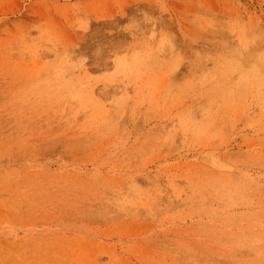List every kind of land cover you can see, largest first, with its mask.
Wrapping results in <instances>:
<instances>
[{
  "label": "rangeland",
  "instance_id": "1",
  "mask_svg": "<svg viewBox=\"0 0 264 264\" xmlns=\"http://www.w3.org/2000/svg\"><path fill=\"white\" fill-rule=\"evenodd\" d=\"M0 264H264V0H0Z\"/></svg>",
  "mask_w": 264,
  "mask_h": 264
}]
</instances>
